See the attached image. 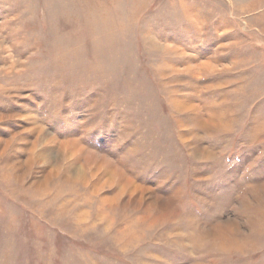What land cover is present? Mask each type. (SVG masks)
Here are the masks:
<instances>
[{"label": "rangeland", "instance_id": "374dc122", "mask_svg": "<svg viewBox=\"0 0 264 264\" xmlns=\"http://www.w3.org/2000/svg\"><path fill=\"white\" fill-rule=\"evenodd\" d=\"M0 264H264V0H0Z\"/></svg>", "mask_w": 264, "mask_h": 264}]
</instances>
